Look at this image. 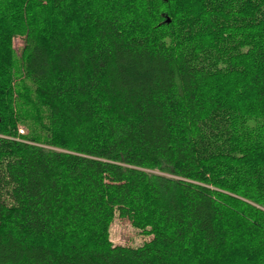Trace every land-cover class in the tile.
Listing matches in <instances>:
<instances>
[{
	"label": "trees",
	"instance_id": "trees-1",
	"mask_svg": "<svg viewBox=\"0 0 264 264\" xmlns=\"http://www.w3.org/2000/svg\"><path fill=\"white\" fill-rule=\"evenodd\" d=\"M0 264H264V0H0Z\"/></svg>",
	"mask_w": 264,
	"mask_h": 264
},
{
	"label": "rangeland",
	"instance_id": "rangeland-1",
	"mask_svg": "<svg viewBox=\"0 0 264 264\" xmlns=\"http://www.w3.org/2000/svg\"><path fill=\"white\" fill-rule=\"evenodd\" d=\"M23 45L24 42L21 37L14 39V47L18 53H20ZM21 130L27 133V129L24 126L19 128L20 133H22ZM109 232L110 238L115 245L139 247L152 239V236L146 235L142 230L135 228L129 219L120 217L118 213L110 226Z\"/></svg>",
	"mask_w": 264,
	"mask_h": 264
},
{
	"label": "water",
	"instance_id": "water-1",
	"mask_svg": "<svg viewBox=\"0 0 264 264\" xmlns=\"http://www.w3.org/2000/svg\"><path fill=\"white\" fill-rule=\"evenodd\" d=\"M167 22H170V18H167Z\"/></svg>",
	"mask_w": 264,
	"mask_h": 264
},
{
	"label": "built area",
	"instance_id": "built-area-1",
	"mask_svg": "<svg viewBox=\"0 0 264 264\" xmlns=\"http://www.w3.org/2000/svg\"><path fill=\"white\" fill-rule=\"evenodd\" d=\"M22 133H24V130H21Z\"/></svg>",
	"mask_w": 264,
	"mask_h": 264
}]
</instances>
